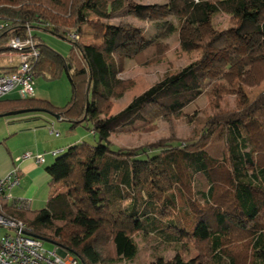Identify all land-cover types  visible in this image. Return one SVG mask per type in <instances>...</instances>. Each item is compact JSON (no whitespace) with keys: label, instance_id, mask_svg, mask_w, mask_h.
<instances>
[{"label":"trees","instance_id":"trees-1","mask_svg":"<svg viewBox=\"0 0 264 264\" xmlns=\"http://www.w3.org/2000/svg\"><path fill=\"white\" fill-rule=\"evenodd\" d=\"M127 6L128 0H0V18L7 23L0 33V54L11 49L7 43L12 37L27 36L29 28L70 39L79 52L63 56L33 30L40 49L35 77L45 69L55 75L66 71L71 99L58 107L35 96L8 97L0 99V114L39 108L58 114L72 129L91 123L97 137L96 144L82 141L69 147L48 168L50 186L61 184L64 190L55 189L42 208H17L1 196L0 213L24 222L32 236L70 250L81 264L134 259V236L140 233L184 253L196 249L198 264H262L264 90L249 101L239 79L251 68L257 83L264 80V0H168L182 26L206 24L212 15L226 14L231 27L208 32L195 44L202 48L200 59L166 75L111 115L113 100L132 87L121 77L125 61H158L160 42L178 29L165 21L159 33L147 37L135 26L90 19L93 12L110 20ZM146 8L136 5L129 12L147 19L152 11ZM84 23L94 32L92 44L69 37L77 33L82 38ZM182 47L195 48L186 41ZM230 47H243L244 55L235 65L212 58L224 71L209 79L205 65L213 50ZM13 70L8 67L5 73ZM225 88L243 106L209 118L196 140L135 148L116 147L110 140L130 126L150 129L164 116L180 117L204 94L214 102ZM174 264L191 263L178 259Z\"/></svg>","mask_w":264,"mask_h":264},{"label":"rangeland","instance_id":"rangeland-1","mask_svg":"<svg viewBox=\"0 0 264 264\" xmlns=\"http://www.w3.org/2000/svg\"><path fill=\"white\" fill-rule=\"evenodd\" d=\"M136 5L146 6L147 11H152L150 17L147 19H140L129 11L134 10ZM90 13V19L98 22H110L111 24L135 26L141 29L147 37L155 36L162 28V23L165 21L171 22L178 29L168 37L162 39L158 46L159 60L151 64H140L134 60L125 61V68L121 77L128 79L132 83L124 96L120 99L113 100V107L111 115L117 114L123 110L134 97L142 94L151 86L158 83L166 75L176 74L184 67L198 60L202 56V48L196 47V43L203 39L210 31H220L229 29L230 18L226 14L212 15L210 22L202 25L186 24L182 26V20L174 15L168 9V0H128V6L120 13L116 14L110 20L99 17L93 12ZM84 35L81 38L85 44L94 43V32L92 28L84 23L82 25ZM34 32L51 48L63 56L75 57L79 55L77 48L74 46L70 39L62 38L56 34L43 29H33ZM186 41L194 45L195 48L185 50L182 47V42ZM213 56L206 62L205 68L208 73L209 79L214 78L224 66H215L212 63V58L223 57L226 58L231 65H235L240 58L244 55L243 47H230L223 51L213 50ZM1 62H6V58H2ZM236 71V68L229 69L227 72ZM40 73V72H39ZM36 92L35 97L42 100H47L51 104L64 107L71 99L72 86L66 71L60 72L55 75L50 73L47 69L42 71V74L37 75L36 79ZM240 84L246 93L247 99L252 101L260 92L264 90V80L260 83L256 82L255 75L251 68H246L239 79ZM210 94H204L194 104L187 107L185 114L180 117L167 115L156 121V125L150 129L146 126L142 129L140 124H137V129L130 126L114 133L110 136L112 144L116 147L135 148L141 146H150L157 143L163 144L164 142H186L189 139L196 140L201 137L202 128L209 118H212L216 113L223 110H231L236 107L243 106L241 102L236 99L234 93L229 88H225V95L220 99L211 100ZM11 96V95H10ZM30 113L19 115H11L0 117V141L6 140L8 145H14L19 139L27 135L26 133H19L11 135L14 126L27 124L29 121L34 120L23 119L27 118ZM43 115V114H40ZM193 119V121H189ZM55 129L59 131L63 137L70 136L71 138H79L77 142L67 145L60 156L67 153L69 147L76 143L85 141L91 144L97 143V137L89 129L92 124L83 123L77 128L72 129V124L68 121H63L55 118ZM65 124L67 129H63L59 124ZM11 127V128H10ZM8 128L9 131H8ZM68 132V133H66ZM81 134V135H80ZM81 137H80V136ZM55 136V135H54ZM60 137V136H58ZM251 171L253 167H249ZM7 231V228L0 227V236ZM85 237L81 235L79 238ZM138 245L137 256L130 259H118L116 262H106L102 264H174L178 259H183L191 264H198L199 252L196 249L184 251L178 250L173 245H167L155 236L140 233L134 236ZM79 240V239H78ZM46 250L52 251L56 248V244L50 241H44ZM258 260L264 264V250L258 253Z\"/></svg>","mask_w":264,"mask_h":264},{"label":"built area","instance_id":"built-area-1","mask_svg":"<svg viewBox=\"0 0 264 264\" xmlns=\"http://www.w3.org/2000/svg\"><path fill=\"white\" fill-rule=\"evenodd\" d=\"M7 23L0 18V33L5 29ZM69 37L79 40L77 33ZM11 49L0 54L7 57L13 64L14 70L9 73L0 74V99L16 93L19 98H30L35 96V63L39 59L40 49L34 38L33 30L29 28L25 37L15 36L7 43ZM52 133L58 137L60 132L51 127ZM57 154L58 151H54ZM31 152L18 157L16 161L32 158ZM42 161L41 155L37 157ZM21 184V172L19 166H15L8 174L0 177V197L8 196V193ZM17 208H30L29 201L15 200ZM0 227L7 231L0 236V264H81L79 259L68 249L56 245L52 251L46 250L44 241L28 233L26 225L22 221L13 220L0 213Z\"/></svg>","mask_w":264,"mask_h":264},{"label":"crops","instance_id":"crops-1","mask_svg":"<svg viewBox=\"0 0 264 264\" xmlns=\"http://www.w3.org/2000/svg\"><path fill=\"white\" fill-rule=\"evenodd\" d=\"M2 58L7 59V57L1 56L0 60ZM8 67H13V64L8 59L6 62L0 61V74L7 72ZM35 94L37 95L36 88ZM10 95L6 98H19L16 93ZM29 113L27 118H25L26 116L22 118L34 120V122L29 121L27 124L14 126V129L10 130L12 132H8L12 133L11 135L26 133L25 137L22 135V139H19L14 145L6 144V140L0 141V177L8 174L15 166H19L21 184L8 193L9 200L10 202H14L16 199L29 201L30 208L40 209L46 204L55 189L64 190L61 184L50 186L48 168L61 157L59 153L63 152L67 145L77 142L79 138L63 137L61 133L60 137H56L51 129L57 124L53 115L46 112ZM59 119L63 120L62 118ZM59 126L64 130L67 129L65 124L61 123ZM10 128H8V131ZM54 151H58V153L54 154ZM27 152H31L34 156L16 161L18 157L23 156ZM38 155L42 156V161L37 160L36 157Z\"/></svg>","mask_w":264,"mask_h":264},{"label":"water","instance_id":"water-1","mask_svg":"<svg viewBox=\"0 0 264 264\" xmlns=\"http://www.w3.org/2000/svg\"><path fill=\"white\" fill-rule=\"evenodd\" d=\"M29 112H46L50 115H53L55 118H61V116H59L58 114H52V113H49L43 109H39V108H29V109H23V110H17V111H11V112H7L5 114H0V117H4V116H11V115H19V114H24V113H29ZM40 238V237H38ZM41 240H44V241H49V240H46V239H43V238H40Z\"/></svg>","mask_w":264,"mask_h":264},{"label":"clouds","instance_id":"clouds-1","mask_svg":"<svg viewBox=\"0 0 264 264\" xmlns=\"http://www.w3.org/2000/svg\"><path fill=\"white\" fill-rule=\"evenodd\" d=\"M81 39V38H80ZM44 241V240H43Z\"/></svg>","mask_w":264,"mask_h":264}]
</instances>
